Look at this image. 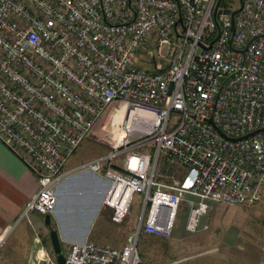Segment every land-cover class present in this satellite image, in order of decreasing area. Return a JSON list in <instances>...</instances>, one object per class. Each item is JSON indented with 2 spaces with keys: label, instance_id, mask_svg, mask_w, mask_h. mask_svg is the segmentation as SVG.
Segmentation results:
<instances>
[{
  "label": "built area",
  "instance_id": "obj_1",
  "mask_svg": "<svg viewBox=\"0 0 264 264\" xmlns=\"http://www.w3.org/2000/svg\"><path fill=\"white\" fill-rule=\"evenodd\" d=\"M240 6L0 0V142L38 181L22 217L52 214L68 159L112 103L151 115L139 142L153 154L133 148L134 132L125 128L118 145L72 169L109 180L103 204L113 223L142 193L132 231L117 247L70 242L61 247L64 264H140L141 233L169 237L182 203L190 206L186 230L194 234L209 228L204 218L214 203L264 198V0H243L233 16ZM160 155L184 173L156 180ZM9 232L0 233V260ZM27 264L58 262L36 236Z\"/></svg>",
  "mask_w": 264,
  "mask_h": 264
},
{
  "label": "rangeland",
  "instance_id": "obj_2",
  "mask_svg": "<svg viewBox=\"0 0 264 264\" xmlns=\"http://www.w3.org/2000/svg\"><path fill=\"white\" fill-rule=\"evenodd\" d=\"M118 105L119 102L112 103L99 117L90 136L83 140L75 155L68 159L67 166L74 160L86 162L93 155L111 149L116 143L112 136L118 133L124 121L125 110L123 105ZM175 119L176 116L172 115V120ZM142 134L143 132L135 131L129 136L133 148L153 154L151 144L139 142V136ZM115 163H121V156L115 158ZM183 173L184 168L181 165L167 156L160 155L156 180L171 182ZM142 201V193L136 192L130 212L121 223H113L109 217L95 221L96 212L93 209L83 215L78 226H70V234L80 237L91 230V241L104 246H121L139 218ZM68 202L58 201L59 208L66 206ZM189 209L190 206L186 202L179 206L169 237L141 233L138 241L140 264H264V198L251 205L214 203L204 218L209 228L194 234L186 230ZM51 227H55L53 214ZM40 238L46 245H51L48 233ZM64 246L61 243L62 249Z\"/></svg>",
  "mask_w": 264,
  "mask_h": 264
},
{
  "label": "crops",
  "instance_id": "obj_3",
  "mask_svg": "<svg viewBox=\"0 0 264 264\" xmlns=\"http://www.w3.org/2000/svg\"><path fill=\"white\" fill-rule=\"evenodd\" d=\"M75 153L76 151L72 156ZM103 154L93 155L90 159ZM80 161L74 160L68 166L66 163L67 175L55 187L57 202L52 212L55 219L54 228L64 245L70 242L91 241V230L80 237L71 235L69 231L71 225L78 226L83 215H87L91 210L95 209V221L110 218V210L103 204L109 180L89 170L73 171L74 167L84 162ZM37 190L38 181L34 172L18 155L0 142V233L10 229L1 247L0 264H27L34 249L35 237L49 234V227L45 225L42 215L32 212L22 217L25 203ZM58 201L69 202L59 208Z\"/></svg>",
  "mask_w": 264,
  "mask_h": 264
},
{
  "label": "bare ground",
  "instance_id": "obj_4",
  "mask_svg": "<svg viewBox=\"0 0 264 264\" xmlns=\"http://www.w3.org/2000/svg\"><path fill=\"white\" fill-rule=\"evenodd\" d=\"M124 110V121L121 125V128L119 129L118 133L112 136L116 139V145H118L127 136L126 131H124L125 128H127L130 132H143L146 129V126L144 125L145 122L151 118V115L145 111L128 110L125 108Z\"/></svg>",
  "mask_w": 264,
  "mask_h": 264
},
{
  "label": "water",
  "instance_id": "obj_5",
  "mask_svg": "<svg viewBox=\"0 0 264 264\" xmlns=\"http://www.w3.org/2000/svg\"><path fill=\"white\" fill-rule=\"evenodd\" d=\"M240 3H241V6L233 12V16L241 9L242 4H243V0H240ZM218 5H217V7H218ZM234 29H235V27H234V23H233L232 30L234 31ZM259 130H264V128L259 129ZM259 130L255 131V132H258ZM43 219H44L45 225H47L49 227V240H50V244L52 246L53 252L56 255V260H57L58 264H64V256L61 252V241H60L59 233L55 228L51 227V215L45 214L43 216Z\"/></svg>",
  "mask_w": 264,
  "mask_h": 264
}]
</instances>
